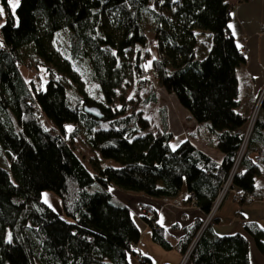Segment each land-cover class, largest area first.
<instances>
[{"label":"trees","instance_id":"16d2710c","mask_svg":"<svg viewBox=\"0 0 264 264\" xmlns=\"http://www.w3.org/2000/svg\"><path fill=\"white\" fill-rule=\"evenodd\" d=\"M0 1L7 12L0 26V151L8 159L6 168L0 164V264H128L140 231L129 209L110 194L112 187L163 200L185 188L186 203L194 202L203 217L180 239L173 240L156 217L146 220L155 245L184 255L229 177L247 127L248 115L238 111L236 71L245 55L229 30L233 4L19 0L12 13L9 0ZM64 30L62 54L56 41ZM196 31L211 41L201 60ZM26 48L42 60L36 68L46 69L44 83L23 77L20 67L33 68L24 63ZM81 59L98 93H88L78 80L73 67ZM157 86L205 128L222 162L196 148L192 140L199 131L171 147L164 116L153 129L144 108L157 102ZM92 106L102 118L86 113ZM81 134L99 155L88 163L77 153ZM258 148H264V105L231 186L263 197L254 186ZM259 151L257 161L263 158ZM44 191L60 198L65 218L42 201ZM249 203L238 200L239 206ZM217 223L214 217L186 264H251V243L264 256L257 223L244 221L242 233L212 236Z\"/></svg>","mask_w":264,"mask_h":264},{"label":"crops","instance_id":"0c3cea01","mask_svg":"<svg viewBox=\"0 0 264 264\" xmlns=\"http://www.w3.org/2000/svg\"><path fill=\"white\" fill-rule=\"evenodd\" d=\"M229 1L233 4L229 30L238 47L247 49L245 62L236 71L238 111L246 118L253 98L264 87V34L261 33V30L264 29V0H250L242 3L239 0ZM245 38L247 39L246 43H244ZM210 48L211 41L208 47L206 45L201 59L207 55ZM197 54L200 52L197 53L196 49V58ZM155 91L157 97H160V107L158 108L160 122L155 125V130L161 127V119L164 116L168 132L173 136L170 142L171 147L177 146L190 135L199 131L192 140L196 148L216 162H222L223 155L213 147L205 128L198 126L194 120L189 119L188 112L179 104L176 97L167 94L158 86ZM259 149L264 148H258L252 155L255 158L258 171L254 177V186L256 192L264 197V158L256 160ZM109 192L113 198L129 209L140 231L139 242L133 248L134 251L127 255L128 264H140L138 257L149 258L152 264H157L155 255L159 254L157 249L159 246L151 240V229L141 214V205L155 209L156 224L163 227L175 241L185 234L186 229L194 220L203 217L196 206L191 207L190 204L192 203H186L189 193L185 188L182 189L178 197L166 201L151 198L141 193L125 192L114 187L110 188ZM215 218H217L218 223L212 226V236L242 233L244 221L255 222L264 231V198L239 206L232 195H229L221 203ZM166 252L162 255L165 257L163 264H180L182 255L179 252ZM250 262L251 264H264V256L257 251L253 243L250 244Z\"/></svg>","mask_w":264,"mask_h":264},{"label":"rangeland","instance_id":"374dc122","mask_svg":"<svg viewBox=\"0 0 264 264\" xmlns=\"http://www.w3.org/2000/svg\"><path fill=\"white\" fill-rule=\"evenodd\" d=\"M18 3H19V0H9V4H10V8H11L12 13H15V10H16V7L18 6ZM13 5H15V8H13ZM149 5L152 6V3H150ZM0 12L2 13V16H0V26H1L5 22L6 15H7V12L4 10L1 1H0ZM196 32H195V34H196V40H197V47H196L197 53L200 52V54H197V58L201 59L202 55H203L202 53L206 49V45H207V47L209 45L210 37L207 33H202V32H198V31H196ZM146 34H147L148 40L151 42L153 39V34L151 32H147ZM0 35H1V33H0ZM63 43L68 44L66 30L62 31L57 36V41H56V45L58 48H60V53H62V54L64 53V49L62 47ZM30 51H31L30 48H26L23 50V59H24V63L32 64V67H33L32 71L29 70V68L27 66L20 67V71H21L23 77L25 78V80L27 82H29L31 79H34L37 84H39L41 81H43V83H44L46 81V73H45L46 69L44 67L42 68V66H40L41 69H39V70L36 68V65L42 64V60H40L39 58L33 57L32 55H29L28 53ZM46 66L51 67V68L53 67L52 65H46ZM73 70L77 74L78 80L82 82V85L85 87V90L88 93H90V94L98 93L96 84L94 82L90 81L89 72L87 69V62L84 59H81L80 62L77 63V67H73ZM117 95L118 96L123 95L122 90H119ZM159 107H160V97L157 99V102L155 104L148 105L147 107L144 108L145 114L148 115L149 118L152 120L153 129H155V125H158V122H160L159 109H158ZM250 110H251V107H250ZM75 142H76V145L78 146L77 153L82 159L85 160V163L93 156L99 157L98 153L93 151L87 145V143L85 141V137L83 134L78 136L75 139ZM0 164L5 168L7 167L6 164L8 165V159L6 161V155L2 151H0ZM235 170L236 169H234V171ZM11 180L15 181V179L12 175H11ZM229 195H232L233 199L238 203V200L240 198L238 196H236L234 191H229L227 193V195H225V197H223V198L225 199ZM257 197L258 198L255 200L244 199V201L245 202H253V201H257L259 199L264 198L261 196L259 197V195ZM224 199H222L221 203L223 202ZM42 201L45 202L47 205H49L51 208H53L57 213H59L62 217L65 218L61 200L55 193H53L51 191H44L42 193ZM164 201H166V200H164ZM193 204H194V202H192V204H190V206L194 207L195 204L194 205ZM217 212H218V210L215 213L217 214ZM216 214H215V217H216ZM190 246H192V244ZM157 249L159 251V254L155 255V260H156L157 264H163L165 257L162 255H164V253L166 254L167 252L165 250H163L162 248H159V247ZM183 256H185V255H182L180 264H182V262H184ZM139 263L142 264V262H139Z\"/></svg>","mask_w":264,"mask_h":264},{"label":"built area","instance_id":"2783aa9c","mask_svg":"<svg viewBox=\"0 0 264 264\" xmlns=\"http://www.w3.org/2000/svg\"><path fill=\"white\" fill-rule=\"evenodd\" d=\"M0 16H1V12H0ZM261 33L264 34V29L261 30ZM246 42H247V39L245 38L244 43H246ZM242 50H243L242 52L244 55L247 54V49L245 47H243ZM147 75L156 79V74L153 71H148ZM263 105H264V87L261 89V91L259 93H257L255 95V97L252 100L251 110L249 111L248 118H247V127L245 129L244 134H243V142L241 143V146H240L239 151L237 153V156L235 158L234 165L231 169L229 177L227 178L226 182L223 185L222 190L219 192L217 198L215 199L214 204H213L210 212L204 217L203 224L201 225L197 235L195 236L194 240L191 243L192 246H189L186 253L184 254L185 255V256H183L184 262H182V264L187 263V260L189 259V256L192 252V249L194 248L193 246L196 244V242L199 239V237L201 236V234L205 231V229L212 222V220L216 214L215 212L220 207L222 199H224L223 197H225V195H227V193L229 191H234L236 196H238L239 198H244L246 200H255L258 198L257 197L258 195H256V194H250L248 192H243L242 190L232 188L231 186H232L233 177L239 169L240 163L242 161V158H243L244 153L246 151L247 145H248L249 140L251 138L253 127L257 122V119L260 115V112H261ZM258 154L260 157L264 158V150L259 151ZM234 169H236V170L234 171ZM191 198L194 200L193 195H191ZM140 208H141V214H142L144 219L153 220L155 218L154 208L148 207V206H142V205ZM138 261L141 262V260L139 258H138Z\"/></svg>","mask_w":264,"mask_h":264},{"label":"water","instance_id":"95a60500","mask_svg":"<svg viewBox=\"0 0 264 264\" xmlns=\"http://www.w3.org/2000/svg\"><path fill=\"white\" fill-rule=\"evenodd\" d=\"M86 113H88L89 115L96 117V118H102V113L100 112V110L97 107H86L85 108Z\"/></svg>","mask_w":264,"mask_h":264},{"label":"snow or ice","instance_id":"6c2138e0","mask_svg":"<svg viewBox=\"0 0 264 264\" xmlns=\"http://www.w3.org/2000/svg\"><path fill=\"white\" fill-rule=\"evenodd\" d=\"M13 8H15V5H13Z\"/></svg>","mask_w":264,"mask_h":264}]
</instances>
